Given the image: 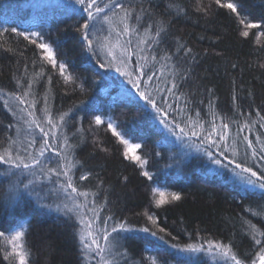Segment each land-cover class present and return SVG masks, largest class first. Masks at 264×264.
Masks as SVG:
<instances>
[{
    "label": "trees",
    "instance_id": "trees-1",
    "mask_svg": "<svg viewBox=\"0 0 264 264\" xmlns=\"http://www.w3.org/2000/svg\"><path fill=\"white\" fill-rule=\"evenodd\" d=\"M132 2L139 4L141 0ZM184 3L188 5V15L173 19L169 38L161 47L174 50L172 37H180L198 54L191 79L180 88L187 95L193 113L198 109L203 120H210L208 103L214 97L216 111L221 115L239 119L241 123L248 116L258 120V110L264 115V67H261L264 65V35H259L264 27L248 29L249 36L242 37L240 33L245 28L228 9L218 8L213 3L205 17L192 11L195 0H184ZM204 3L207 5L208 0ZM239 5L249 21H264V0H239ZM151 6L163 12L166 0H152ZM40 9H48V13L42 15L38 13ZM79 9L75 0H0V30L17 28L29 34L39 32L44 38L42 42L52 46L57 60L66 62L69 71L77 76L76 84L66 85L58 70L43 60L41 49L11 33L5 34L2 41L5 48L16 51L0 50V88L20 91L13 77L22 78L26 85L28 77L23 76L24 65H29L31 74L33 60L37 61L35 71L40 70L41 62L44 64L45 75L34 85L37 112L39 114V109L45 106L47 97V106L53 114H68L64 132L71 143L78 144L76 159L83 166H77L76 176L82 171L91 172V178L83 183L92 190L103 182L100 199L106 196L108 200L104 215H112L114 222H124L130 229L121 233L119 239L120 250H127L129 264H147L146 258L152 254L159 264H193L177 257V253L188 254L187 245L199 246L207 240L231 242L242 258L250 259L258 249L253 248L244 220L264 229V216H253L246 209L251 207L256 212H264V197L244 194L247 186L233 174L232 166L221 168L207 154L212 152L216 159H222L215 148L201 144L198 137L178 139L179 130L174 135L160 122V114L139 98L127 77L99 66L97 57L87 51L76 31L83 23ZM135 59L132 58L130 69ZM48 76L52 78L51 83ZM208 89L212 90L211 95ZM157 102L160 103L159 98ZM10 106L15 110V105ZM18 116L19 113L14 118L0 101V145L6 144L9 136L16 138ZM95 116L105 121L111 119L125 138L141 144L139 154L148 160L145 168L125 158L124 145L107 129L106 123L95 125ZM173 118L178 123L182 120L170 111L169 120ZM9 124L14 126L8 128ZM236 127L231 125L233 135ZM77 129L82 131L77 132ZM261 132L264 129L257 124L252 132L245 130L241 135L254 140ZM244 150V143L238 140L240 155L234 158L251 165V160L244 161ZM227 155L233 158L230 151ZM6 168L0 165V231L7 233L18 222L27 224L23 239L31 252L29 264H81L75 235L77 225L56 211L55 206L62 197L49 192L54 185L41 180L31 186L33 195L24 193L23 196L30 198L26 199L28 203L14 201L11 184L16 177L2 175ZM143 170L153 173L154 181L164 188L180 193L181 199L157 207L150 193L152 179L144 177ZM19 179L27 183L33 177L25 174ZM30 201L36 205L33 207ZM146 210L154 215L156 225L143 215ZM145 227L157 234L141 231ZM160 228L165 231H159ZM6 246L7 242L0 239V249ZM201 252L198 258L223 264L211 254ZM0 264H8L3 259V251H0Z\"/></svg>",
    "mask_w": 264,
    "mask_h": 264
},
{
    "label": "snow or ice",
    "instance_id": "snow-or-ice-1",
    "mask_svg": "<svg viewBox=\"0 0 264 264\" xmlns=\"http://www.w3.org/2000/svg\"><path fill=\"white\" fill-rule=\"evenodd\" d=\"M75 3L80 6L79 11L83 20L76 31L80 33L87 51L93 57H97L99 66L115 67L117 72L127 77L129 83L139 93V98L160 114V122L174 135L179 130L178 139L198 137L201 144L215 148L222 159H216L212 152L205 150L213 163L221 168L232 166L233 174L240 177L247 186L244 194L264 197V132L257 134L254 140L248 135H241L245 130L252 132L257 124L260 129H264V115L258 110L256 113L258 120H252L248 116L241 123L239 119L234 120L217 112L213 97L208 103L210 120H203L198 109L193 113L187 95L180 91L181 85L191 79L194 66L198 63V54L194 53L180 37H172L174 50L161 47L169 38L173 19L188 15L189 8L184 0H166L163 12H158L151 6L152 0H141L139 4L133 3L132 0H75ZM213 3L218 8L228 9L238 18L239 25L245 28L240 33L242 37L249 36L248 29L264 27V21L253 23L249 21L247 15L242 14L239 0L237 2L208 0L207 5L204 0H195L192 11L207 17ZM101 21L107 25V35H98L101 29L97 28V24ZM11 33L23 37L29 44L41 49L43 60L58 70L66 85L76 84L77 76L69 71L66 62L57 60L52 46L42 42L44 38L39 32L29 34L17 28L0 30V50L8 53L16 51L11 47L5 48L2 41L5 34ZM259 35H264V31ZM101 51L103 56L100 55ZM133 57L136 58L135 64L130 69L129 65ZM105 58H107L106 62H104ZM31 63L33 68L31 74H29V65L27 63L24 65L23 76L28 77L26 85L22 82V78L13 77L20 91L8 92L0 88L2 106L14 118H17L19 113L18 122L15 124L16 138L9 136L7 143L0 145V165L7 166L2 175L16 177L11 184L14 198H21L24 193L33 195L31 186L41 180L54 185L49 192L62 197L60 203L55 206L56 211L74 220L77 225L75 235L79 243L81 264H121L122 261L123 264H129L127 250H120L119 239L121 233L130 229L124 222H114L112 215H104L108 200L106 196L103 200L100 199L102 181L95 185V190H92L83 183L91 178V172L82 171L78 177L76 176L77 166L80 165L81 168L83 166L76 159L75 150L78 144L71 143L69 136L64 132L68 114H53L47 106V97L44 99L45 106L39 109L38 114L34 85L45 75V71L42 62L39 71L34 70L37 61L33 60ZM232 67L235 68L236 65L233 64ZM51 79V76H48L49 83ZM207 91L211 95L212 90ZM157 98L160 99V103L157 102ZM10 104L15 105V110ZM166 108L181 116V122L178 123L175 118L169 120L170 111ZM93 123L95 125L106 123L107 129L125 146L123 153L125 158L135 161L141 169L145 167L148 160L136 154L141 144L131 143L126 139L125 135L117 130L118 125L111 119L105 121L101 116H95ZM231 125L237 126L235 135ZM13 126L7 125L8 128ZM80 131L82 129H77V132ZM238 140L245 145L244 161L251 160V165L237 162L234 158L240 155ZM229 151L232 159L227 155ZM25 174L32 176L33 179L23 183L19 177ZM142 175L149 180L152 179L151 173L147 170L142 171ZM151 191L157 207L181 199L180 193H166L159 188H153ZM35 195L40 199L38 193ZM42 206L51 207V205ZM246 211L253 216H264V212H256L251 207ZM143 215L152 225L157 224L154 215L147 210ZM244 224L251 236L253 248L258 249L250 259L242 258L234 250L231 242L217 240H207L199 246L190 244L185 250L204 251L223 264H264V229L257 227L250 220H244ZM141 231L153 236L157 234L149 227ZM159 231L164 232L165 229L160 228ZM24 236L23 226L19 229H8L7 234L5 231H0V239L7 241V246L0 251H3V259L8 264H29L31 252L26 247ZM172 247L178 246L172 245ZM146 259L147 264H159L155 256Z\"/></svg>",
    "mask_w": 264,
    "mask_h": 264
},
{
    "label": "bare ground",
    "instance_id": "bare-ground-1",
    "mask_svg": "<svg viewBox=\"0 0 264 264\" xmlns=\"http://www.w3.org/2000/svg\"><path fill=\"white\" fill-rule=\"evenodd\" d=\"M48 9H46V10H42V9H40V10H38V13H41L42 15H46L47 13H48V11H47ZM42 17H46V16H42ZM102 119H103V117H102ZM112 121V120H111ZM126 139H128V138H126ZM131 143H135V142H132V141H130ZM144 171V170H143ZM166 171V170H165ZM151 175H152V183H153V185H152V187H151V190L153 189V188H159V189H161L162 191H164V190H166V191H170V190H168V189H166V188H164V186H162V185H160L158 182H156V181H154V176H153V173H151ZM150 190V193H151V196L153 197V195H152V191ZM171 192V191H170ZM173 193V192H172ZM14 198V197H13ZM26 199H30V198H27V197H25V196H22L21 198H14V201H16V200H18V201H23V202H25V203H28V201L26 200ZM31 202V205L34 207L35 205H36V203H34L33 201H30ZM38 210H40V208H37ZM23 224H25L24 226H25V230H26V226H27V224L25 223V222H23V223H17L16 225H15V228H12V229H19L21 226H23ZM7 234V233H6ZM7 242V241H6ZM10 250V249H9ZM188 254H186V253H182V252H178L177 253V257H179V258H181L182 257V259L184 260H190V262H192L193 264H212L211 263V259H206V260H204V258H202V259H200V258H198V257H201L202 256V252L201 251H196V252H193V251H189V252H187ZM150 256H153V254L152 255H150ZM198 256V257H197Z\"/></svg>",
    "mask_w": 264,
    "mask_h": 264
},
{
    "label": "rangeland",
    "instance_id": "rangeland-1",
    "mask_svg": "<svg viewBox=\"0 0 264 264\" xmlns=\"http://www.w3.org/2000/svg\"><path fill=\"white\" fill-rule=\"evenodd\" d=\"M97 28L101 29V31H100V33H98V35H107V31H106V29H107V25L104 24L103 21H101L100 23L97 24ZM100 55L103 56V52H102V51H101ZM106 59H107V58H105V61H104V62H106ZM117 67H119V65H117ZM110 69H112L111 71H112L113 73H116V72H117L116 69H115V67L110 68ZM117 73H120V74L122 75L121 72H117ZM122 76H123V75H122ZM108 120H109V119H107V121H108ZM112 122H113V121H112ZM124 147H125V146H124ZM136 154L139 155V156H141V155L139 154V149L136 150ZM144 168H145V167H144ZM164 192H166V193H172V192H170V191H166V190H164ZM24 225H25V224H23V227L25 228Z\"/></svg>",
    "mask_w": 264,
    "mask_h": 264
}]
</instances>
